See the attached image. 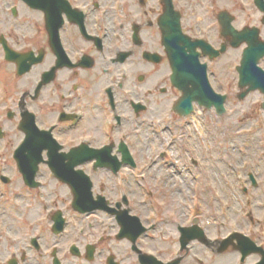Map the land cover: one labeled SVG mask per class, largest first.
Here are the masks:
<instances>
[{"label": "flooded vegetation", "instance_id": "flooded-vegetation-1", "mask_svg": "<svg viewBox=\"0 0 264 264\" xmlns=\"http://www.w3.org/2000/svg\"><path fill=\"white\" fill-rule=\"evenodd\" d=\"M172 3L182 14L184 33L205 40L215 50L229 47L232 42L222 26L229 18L221 19L223 13L232 16L236 31L256 28L261 37L264 35L259 17L263 28L238 23L256 9L263 17L255 0ZM46 8L45 14L32 10L37 19H22L19 13L10 11L5 0H0V40H6L21 55L17 62L8 61L0 43V264H124L120 247L107 246L103 237L79 236V232L71 231L67 220L62 231L55 234L51 212L43 220L22 222L23 206L15 205L11 198L25 192L36 194L38 200V195L46 196L52 181L68 187L54 176L50 163L63 169V154L81 146L104 150L97 157L79 156L75 160L83 161L77 169L90 177L93 195L105 197L117 213L128 209L130 215L150 228L138 239V249L148 251L145 241L151 229L172 225L177 232L174 248L178 249V242L180 249V255L175 257L182 258L183 264L193 255L192 245L197 241L181 250L180 232L199 223L194 217L198 210L188 211L182 220L174 210L164 216L167 207L158 206V224L151 226L148 216L151 211L158 212L148 199L154 197L146 187L149 171L159 165L160 177L165 166L170 169L174 160L183 159L177 131L182 119L172 109L174 94L179 92L171 85L162 34L156 25L164 12L162 0H46ZM187 16L199 23L191 21L184 26ZM202 21L206 22L201 24ZM246 47L243 43L236 50ZM149 54L159 60L150 59ZM225 56L209 63L215 84L225 82L216 70L219 64L224 65ZM29 65V71H24ZM166 96H172L169 104L165 103ZM27 120L32 122L30 145L20 150ZM150 133L156 139L150 138ZM165 133L167 138L162 137ZM156 141L163 149L177 146V155L169 157L162 151L159 156H149V144ZM121 148L131 156L123 157ZM187 152L197 165L195 149ZM20 162L29 164V174L22 171ZM132 182L141 189V197L144 190L148 195L143 197L142 205L135 198L140 195L131 190L135 186ZM51 204L52 200L40 201L46 210L51 211ZM31 210L30 214H34V208ZM98 214H106L113 225L118 222L116 216ZM95 227L90 226L88 231L97 230ZM127 242L128 249L136 255L128 262L139 264L138 255ZM154 250L157 251L155 247Z\"/></svg>", "mask_w": 264, "mask_h": 264}, {"label": "rangeland", "instance_id": "rangeland-1", "mask_svg": "<svg viewBox=\"0 0 264 264\" xmlns=\"http://www.w3.org/2000/svg\"><path fill=\"white\" fill-rule=\"evenodd\" d=\"M5 3L9 7L15 5L22 19H37L27 6L14 0H5ZM229 8L231 10V6ZM258 17L262 19L256 9L250 12L249 17H241L238 23H254L263 28ZM191 21L199 23L191 16H187L184 26L188 27ZM36 22L38 20L34 23ZM204 22L206 21H202L201 24ZM262 38L264 39V35ZM241 56L242 51L229 50L223 59L224 65L219 64L216 69L222 79H225L222 84L219 81L216 89L228 96L226 113L217 116L214 109L209 111L196 107L194 115L189 119H183L177 129L180 139L178 145L181 147L183 159L174 160L170 169L168 165L165 166L166 170L161 171L160 177V166H154L146 180V187L154 192V197H149L145 190L143 197L148 196L156 207L154 211H158L157 214L152 211L149 213L150 224H158L160 210L158 206L167 207L164 209L166 211L164 216H168L167 212L174 210L181 214L182 220L188 215V209L189 211L193 208L198 209L194 217L199 219V226L206 232L212 245L206 248L198 242L193 244L196 258H200L202 262L187 257L183 264H256L261 260L259 255H252L241 263L238 251L229 249L221 255L211 251L220 246L222 239L234 232L243 233L264 247V110L261 109L264 97L259 92H254L242 101L237 99L238 74L235 68L240 64ZM262 66L264 67L263 64ZM176 96L179 94H174V100H177ZM171 99L172 96H166L165 103L169 104ZM150 135V138L156 139V136L151 133ZM162 137L167 138V134H163ZM169 138H172L170 133ZM162 147L157 141L156 144H149V156H159L165 150L169 157L177 155V146L172 149ZM189 148L196 151L197 165L189 159L187 152ZM251 174L258 182L256 188L252 187L249 179ZM131 190L136 191L134 194L140 195L135 198L142 205L144 202L141 189L135 184ZM35 195L24 192L19 197L23 206L20 209L22 222L45 219L50 209L46 210L40 206V201L52 200L51 209L60 210L68 217L72 232H79V236L105 238L107 246L120 247L124 264H134L128 262L129 257L134 258L128 249L129 243L126 240H116L119 231L117 223L114 222L113 225L106 214H98L95 217L74 212L68 187L52 181L45 197L38 195L36 200ZM31 208H34V214H30ZM105 220L108 222L104 224ZM92 225L96 226L97 230L89 232ZM155 231L156 233H150L149 236L154 242L149 243L152 246L156 245L154 247L165 261L174 258L175 254L180 255L178 242V249L174 248L177 241L174 226L159 225Z\"/></svg>", "mask_w": 264, "mask_h": 264}, {"label": "water", "instance_id": "water-1", "mask_svg": "<svg viewBox=\"0 0 264 264\" xmlns=\"http://www.w3.org/2000/svg\"><path fill=\"white\" fill-rule=\"evenodd\" d=\"M25 1L39 9H43L45 5L44 0ZM33 1L37 4L33 3ZM260 2L261 1L259 0L258 3ZM166 7L167 15L164 19H162L161 26L164 31H167L168 33L166 38V47L174 70V75L172 77L173 84L183 92V97L178 102L176 110L182 115H188L193 111V103L197 102L201 107H206L208 109L215 106L218 114H223L225 112V97L217 95L210 87L206 75V66L200 65L198 59L199 56L194 51L195 44H192L180 33V16L173 11L170 0H166ZM238 34L239 33H234L235 36ZM179 39L181 40L180 46L177 42ZM242 41L243 40H240L233 45L237 47L240 43H242ZM247 41L249 47L244 53L242 67L238 68V70L240 72V88L249 87V89L242 94L240 98H243L250 91L257 89H260L264 93V72L257 66L259 59L264 56V42H260L258 37L255 38L253 36H251L250 40ZM186 48L189 49V53ZM26 141L25 146L29 147V135ZM77 155H79V153L76 150L70 156L75 157ZM77 165L79 164L70 162L68 165V172L62 174V171H56V173L58 178L62 179L66 183H69L72 187L75 196L74 208L82 213L91 212L93 210L91 206V184L87 178L79 177V175L73 173V168ZM119 221L122 229L119 237H129L133 242H135L142 232L139 225L128 223L126 218L119 217ZM235 239H237L239 243L237 249H239L243 254L242 260L250 254L257 252L261 253L263 257L257 264H264L263 249L258 248L254 242L240 234H234L225 240L223 243V249L228 247ZM187 242L188 240H183V245H186ZM141 262L143 264H160L155 262L153 263L152 258L150 257H142ZM177 263L178 261L172 264Z\"/></svg>", "mask_w": 264, "mask_h": 264}]
</instances>
